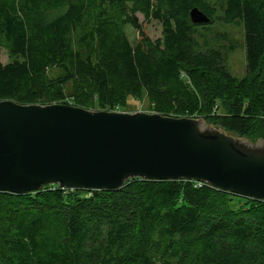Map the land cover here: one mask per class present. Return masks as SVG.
<instances>
[{
	"label": "trees",
	"instance_id": "trees-1",
	"mask_svg": "<svg viewBox=\"0 0 264 264\" xmlns=\"http://www.w3.org/2000/svg\"><path fill=\"white\" fill-rule=\"evenodd\" d=\"M192 8L210 22L193 25ZM138 14L161 25L160 39ZM216 24L243 27L240 80L227 67L235 46L208 38ZM1 47L0 101L121 112L125 97L160 94L155 113L264 140V0H0ZM0 264H264V202L181 180L0 193Z\"/></svg>",
	"mask_w": 264,
	"mask_h": 264
},
{
	"label": "water",
	"instance_id": "water-1",
	"mask_svg": "<svg viewBox=\"0 0 264 264\" xmlns=\"http://www.w3.org/2000/svg\"><path fill=\"white\" fill-rule=\"evenodd\" d=\"M189 17L210 22L198 8ZM133 179L201 182L264 202V140L203 119L0 101V193L116 191Z\"/></svg>",
	"mask_w": 264,
	"mask_h": 264
},
{
	"label": "rangeland",
	"instance_id": "rangeland-1",
	"mask_svg": "<svg viewBox=\"0 0 264 264\" xmlns=\"http://www.w3.org/2000/svg\"><path fill=\"white\" fill-rule=\"evenodd\" d=\"M139 23L142 25V29L144 33L151 39L156 40L160 39L162 36V27L161 25L156 21H144L142 15H137ZM84 29V26L78 27V31H76V34H81ZM201 31V29H200ZM75 34V35H76ZM125 34L129 41L133 43L137 37L138 33L136 30H134L130 26L125 27ZM216 35L217 37V47L218 48H226L230 44L235 46V50L232 54L229 55L227 60V67L233 78L240 80L245 75V67H246V60H245V49H244V32L242 25H214L211 29V35L208 37L209 39L213 40V36ZM225 35V37H223ZM77 36V35H76ZM215 38V36H214ZM216 39V38H215ZM1 54H0V60L2 64H7L10 61V56L6 50V48L1 47ZM52 75H59V71L53 70L50 72ZM78 85L73 82L68 85V87L65 89V92L69 95V98H72V96L75 97L76 94H79L78 90L76 93ZM89 95V94H88ZM162 100V102H160ZM122 106L123 111L121 112H127V113H134V112H144V113H155L154 106L157 104L162 105L163 101H165V97L160 94H155L150 96V98H147L146 96H137V97H125L122 99ZM149 101V102H148ZM151 101V102H150ZM156 102V104H155ZM165 103V102H164ZM89 104H92V101L89 100ZM170 107H172L171 110H177L175 103L170 104ZM89 110H93L91 107ZM106 111V110H101ZM169 117L174 118H184V117H177L175 116L174 112L169 113ZM186 118H193V119H200L197 118L196 115L192 117H186ZM205 122V121H204ZM205 124H207L205 122ZM209 125V124H207ZM214 127V126H213ZM245 140V139H244ZM248 142H257V141H249ZM89 191V190H88Z\"/></svg>",
	"mask_w": 264,
	"mask_h": 264
},
{
	"label": "built area",
	"instance_id": "built-area-1",
	"mask_svg": "<svg viewBox=\"0 0 264 264\" xmlns=\"http://www.w3.org/2000/svg\"><path fill=\"white\" fill-rule=\"evenodd\" d=\"M196 183V187H201L203 183L201 182H195Z\"/></svg>",
	"mask_w": 264,
	"mask_h": 264
}]
</instances>
